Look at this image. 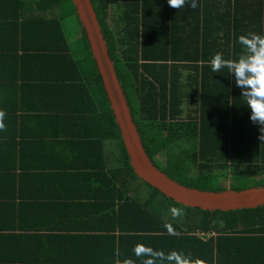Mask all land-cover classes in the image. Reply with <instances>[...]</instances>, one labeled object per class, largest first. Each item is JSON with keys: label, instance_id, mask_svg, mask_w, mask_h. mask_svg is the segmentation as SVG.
I'll use <instances>...</instances> for the list:
<instances>
[{"label": "trees", "instance_id": "trees-1", "mask_svg": "<svg viewBox=\"0 0 264 264\" xmlns=\"http://www.w3.org/2000/svg\"><path fill=\"white\" fill-rule=\"evenodd\" d=\"M91 1L154 164L181 184L203 190L264 186V141L259 139L264 125L249 119L234 73L226 68L213 73L210 63L217 53L238 58L244 51L238 38L235 46L216 44L212 26L200 21V10L192 19L189 0L179 8L167 0ZM0 11L1 18L14 19L0 23L13 26L17 53L36 57L31 65L15 55L16 62L25 61L19 66L22 76L72 82L75 102L91 115L87 119L96 128L102 155L105 148L102 173L113 192L109 197L120 199L119 215L112 209L108 220L126 230L136 217V229L143 232L134 236L132 248L145 244L165 256L176 252L189 264H229L228 257L234 263L246 243L257 244L261 237L252 233L264 232V205L227 211L190 207L136 174L73 0H0ZM228 170L230 187L217 183ZM132 248L124 249L127 262L143 264L148 257L135 256Z\"/></svg>", "mask_w": 264, "mask_h": 264}, {"label": "crops", "instance_id": "crops-1", "mask_svg": "<svg viewBox=\"0 0 264 264\" xmlns=\"http://www.w3.org/2000/svg\"><path fill=\"white\" fill-rule=\"evenodd\" d=\"M199 10L216 44L264 36V0H196L190 18ZM1 24L0 55L10 54L0 59V264H126L124 249L143 232L136 217L126 230L108 220L120 199L109 197L91 115L75 102L72 82L22 76L16 33ZM18 55L35 65V56ZM252 235L257 244L246 243L229 264H264V232Z\"/></svg>", "mask_w": 264, "mask_h": 264}, {"label": "water", "instance_id": "water-1", "mask_svg": "<svg viewBox=\"0 0 264 264\" xmlns=\"http://www.w3.org/2000/svg\"><path fill=\"white\" fill-rule=\"evenodd\" d=\"M73 2L86 31L91 52L136 174L168 198L190 207L227 211L264 205V186H252L241 190L231 188L203 190L181 184L154 164L133 119L94 5L91 0H73Z\"/></svg>", "mask_w": 264, "mask_h": 264}, {"label": "clouds", "instance_id": "clouds-1", "mask_svg": "<svg viewBox=\"0 0 264 264\" xmlns=\"http://www.w3.org/2000/svg\"><path fill=\"white\" fill-rule=\"evenodd\" d=\"M167 2L171 7L179 8L185 0H167ZM190 7H196V0H192ZM238 43L244 49L242 54L236 59L224 58L220 53L215 54L210 61L212 72L220 73L226 68L234 73L236 84L242 90L244 104L250 109L249 119L264 125V36L242 34L238 37ZM261 131L264 132V128ZM259 139L264 141V135ZM133 251L137 256L148 257L143 260V264H155L153 258L166 259L171 264H189L188 258L179 253L171 252L165 256L164 253L154 251L142 244H137Z\"/></svg>", "mask_w": 264, "mask_h": 264}, {"label": "rangeland", "instance_id": "rangeland-1", "mask_svg": "<svg viewBox=\"0 0 264 264\" xmlns=\"http://www.w3.org/2000/svg\"><path fill=\"white\" fill-rule=\"evenodd\" d=\"M250 168H248V167H245V168H243V170H249ZM231 174H232V172H230L229 170L227 171V177H224V178H222L220 181H218L217 180V183H220V184H222L223 186H228V187H230L232 184H230L231 183V181H232V179L233 178H231ZM250 183L252 182L251 180L249 181Z\"/></svg>", "mask_w": 264, "mask_h": 264}]
</instances>
